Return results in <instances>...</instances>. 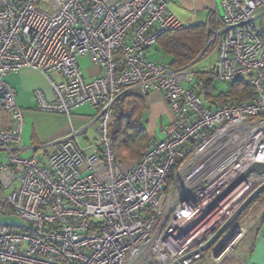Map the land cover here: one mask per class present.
Here are the masks:
<instances>
[{"label": "built area", "instance_id": "1", "mask_svg": "<svg viewBox=\"0 0 264 264\" xmlns=\"http://www.w3.org/2000/svg\"><path fill=\"white\" fill-rule=\"evenodd\" d=\"M208 42L191 65L151 62L165 34L184 28L169 0H0V211L20 226L0 225V264H201L204 247L264 186V0H222ZM210 71L223 83L246 80L256 96L206 107L193 68L213 46ZM102 72L87 81L78 59ZM41 73L54 99L38 108L71 118L96 110L98 141L88 154L71 127L42 165L24 158V116L5 77ZM57 75L62 80L57 81ZM160 94L173 113L143 159L125 168L115 157L111 126L117 104ZM232 227V226H231ZM209 253L232 254L247 234L236 224Z\"/></svg>", "mask_w": 264, "mask_h": 264}, {"label": "crops", "instance_id": "2", "mask_svg": "<svg viewBox=\"0 0 264 264\" xmlns=\"http://www.w3.org/2000/svg\"><path fill=\"white\" fill-rule=\"evenodd\" d=\"M112 2L129 0H111ZM222 0H169L171 12L182 22L184 28H190L201 24L211 25L216 23L222 15ZM216 59H217V51ZM147 58L151 62L170 63V58L164 55L158 44L149 51ZM78 64L87 81H91L102 72V69L90 61L87 57L78 59ZM57 81L62 79L54 76ZM8 86L15 92L19 107L24 116V128L22 141L25 150L24 158H38L42 165H46L49 156L58 142L65 139L71 127L86 129L80 136V145L92 154L94 145L98 141L97 125L94 122L95 111L90 105H84L77 109L71 118L64 114L48 113L38 108L36 93L43 92L45 97L52 101L53 91L49 82L38 71L22 69L17 73H11L5 77ZM147 113L146 127L151 138V144L164 138H158L156 130L168 127L173 123V113L170 111L160 94H153L146 98ZM167 123L166 126L164 124ZM152 124V125H151ZM0 125L5 131L13 128L10 115L0 110ZM164 126V127H163ZM5 161V154L0 151V163ZM1 194V193H0ZM256 230L250 237L247 245L239 252L241 264H264V209L258 219Z\"/></svg>", "mask_w": 264, "mask_h": 264}, {"label": "trees", "instance_id": "3", "mask_svg": "<svg viewBox=\"0 0 264 264\" xmlns=\"http://www.w3.org/2000/svg\"><path fill=\"white\" fill-rule=\"evenodd\" d=\"M208 37V25L201 24L167 33L157 44L164 55L170 58L172 67L179 69L191 65L201 56ZM194 74L198 95L208 108L225 107L233 102L242 104L256 96L255 89L246 80L228 83V91L220 93L214 86L217 78L212 71L200 70ZM130 100L133 107L128 112L127 103ZM147 110L146 98L142 97L126 98L115 109V120L110 132L115 157L125 168L141 161L152 145L146 127Z\"/></svg>", "mask_w": 264, "mask_h": 264}, {"label": "rangeland", "instance_id": "4", "mask_svg": "<svg viewBox=\"0 0 264 264\" xmlns=\"http://www.w3.org/2000/svg\"><path fill=\"white\" fill-rule=\"evenodd\" d=\"M215 47L210 46L204 55L201 57V60L198 62L196 66H194L193 71H210L212 66L216 62V53H215ZM194 81H195V74H194ZM214 86L216 90L220 93H225L228 91V84L220 82L219 80H216L214 83ZM127 110L128 112H131V109L133 107V103H131V100L127 103ZM91 107V106H90ZM92 109L96 112V110L92 107ZM152 125V124H151ZM167 123L164 124L166 126ZM163 126V127H164ZM157 137L164 138V135L162 134L161 128H158L156 130ZM129 166V165H128ZM126 166V168H129ZM1 193V191H0ZM264 209V193L260 195L254 203L245 211V213L232 225L231 229L238 223H243L246 225L247 234L243 238V240L236 246L234 252L230 254L229 256L222 257L221 259H213L210 256L211 249L207 250L205 253L206 257L204 258L203 262L201 264H241L240 255L239 252L242 250L244 245H247L250 241L251 235L254 234L256 230V223L259 221V217ZM0 225H6V226H20L21 220L13 213L12 210H8L6 212L0 211Z\"/></svg>", "mask_w": 264, "mask_h": 264}, {"label": "water", "instance_id": "5", "mask_svg": "<svg viewBox=\"0 0 264 264\" xmlns=\"http://www.w3.org/2000/svg\"><path fill=\"white\" fill-rule=\"evenodd\" d=\"M252 171H256L260 174L264 173V165L255 164L251 169L242 177L244 179L248 174ZM264 193V186L257 191L243 206L242 208L230 219L227 225L220 231V233L210 242L208 243L203 251L211 249L217 241L229 230V228L245 213V211L254 203V201Z\"/></svg>", "mask_w": 264, "mask_h": 264}]
</instances>
